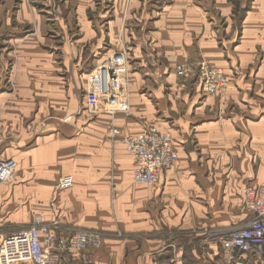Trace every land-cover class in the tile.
I'll return each mask as SVG.
<instances>
[{"label":"crops","instance_id":"0c3cea01","mask_svg":"<svg viewBox=\"0 0 264 264\" xmlns=\"http://www.w3.org/2000/svg\"><path fill=\"white\" fill-rule=\"evenodd\" d=\"M138 9L122 34L134 60L127 114L90 117L77 95L82 77L74 83L58 74L53 53L37 39H6L21 43L13 94L1 85L0 64V160L16 163L12 182L0 185V239L39 214L46 223L59 219L58 233L101 232L95 264H219L217 245L181 231L249 218L243 208L232 221L243 207L242 188L264 187V0H150ZM85 22L98 44L84 56L88 69L105 45L113 48L120 23L111 17L105 37ZM202 60L223 68L224 97L203 92L198 78L175 77V64ZM148 128L172 135L178 161L155 184L138 185L124 141ZM62 175L72 176L70 191L56 190ZM233 262L262 264L248 253Z\"/></svg>","mask_w":264,"mask_h":264},{"label":"built area","instance_id":"2783aa9c","mask_svg":"<svg viewBox=\"0 0 264 264\" xmlns=\"http://www.w3.org/2000/svg\"><path fill=\"white\" fill-rule=\"evenodd\" d=\"M122 57L116 55L108 61L97 88L85 91L84 105L90 113L126 112V97L122 90ZM197 68V69H196ZM175 72L179 77L194 75L201 82L203 92L222 98L229 87L224 70L204 60L197 66L178 64ZM95 88V89H93ZM122 112V113H123ZM110 131H115L114 119L109 120ZM125 151L132 157L134 167L132 181L140 185H153L159 174L176 166L178 153L172 135L154 128L130 135L124 141ZM15 161L0 160V183L8 181L14 173ZM243 208L249 218L243 225L227 232L213 234L210 242L217 245L226 263L235 256L250 254L264 264V187L247 184L242 188ZM57 222L46 223L35 218L31 223L0 239V264H95L92 254L102 246V233L97 230L76 228L67 234L54 231ZM214 236V237H213ZM182 256L181 249L176 251Z\"/></svg>","mask_w":264,"mask_h":264},{"label":"rangeland","instance_id":"374dc122","mask_svg":"<svg viewBox=\"0 0 264 264\" xmlns=\"http://www.w3.org/2000/svg\"><path fill=\"white\" fill-rule=\"evenodd\" d=\"M144 1L145 3H142L141 0H0V64H2V74L6 76V80H3L1 85L5 87L7 93L13 94L16 89L14 80V78H16L15 64L18 62L17 46L20 45L21 41L18 39L13 42H9L8 40L7 42L6 39L9 38V35L12 37L20 35V37L23 38L31 36L37 39L39 47L53 53L58 74L62 77H70L74 83H77V79L82 77L84 82L83 85L79 80V89L76 88L79 103L82 102L85 91L92 89V87L97 88L99 79L107 70L109 59L111 58V60L114 61V57L120 55L122 57V62L120 64L122 90L126 94L125 97L127 100L125 105L127 111L121 112L124 114L129 113V73L133 69L134 60L129 50V44L122 39V34L126 30L131 17L134 14L137 16L141 15L140 9L137 11H134V9H136L138 5L147 7L150 3V0ZM241 15L242 14L237 13L236 19L240 20ZM111 17L117 18L120 23V27H118L119 34L117 35L113 48H109V46L107 48L105 45L101 53L96 54L99 59L95 63V66L91 65L88 69L83 68V64L85 67L89 65L88 62L83 61L84 56L88 57L90 50H97L96 48L98 47V44L93 39L89 41L88 36L90 35V28L85 21L89 22L91 28L98 27L101 33L106 37V33L109 31L108 27ZM80 34L82 35V39L76 40ZM83 37L87 38V45L85 48L82 47L85 39ZM106 43L108 44V40ZM178 64L192 65V62L175 64L173 66L174 72ZM197 64L194 65L197 66ZM84 69L85 71H83ZM196 75L197 73L179 77L175 72V77L179 80L191 79L192 77L197 78ZM83 106V109L86 110L90 117L99 113H90L85 105ZM61 121L71 123L72 118H66ZM15 168L13 176L8 181L0 183V185H8L12 182L16 172ZM72 180L73 178L71 175L59 176L56 182V190L63 192L70 191L73 185ZM54 198H56V196ZM54 198L52 197L51 201ZM220 200L222 201V197ZM243 212L244 210L241 206L235 215L236 217L232 221H239L238 219H240ZM35 218L43 220L42 216L39 214L33 215L32 220ZM53 222L60 223L57 218L54 219ZM225 222L226 221H223V223ZM241 225H243V223L239 222L227 224L226 226H201L181 231V236L185 238L191 234L197 235L202 244H213V242H210V238L213 234L207 239L206 237L208 234L213 232H227ZM116 232L117 236H124L122 231L117 230ZM167 236L169 237L170 235ZM176 236L178 237V235ZM201 246L204 249L205 245ZM175 251H178V249H175ZM183 254L184 251L182 246V256ZM182 256L177 257L175 253H173V259L175 261L182 260ZM219 264H234V262L226 263L222 260Z\"/></svg>","mask_w":264,"mask_h":264}]
</instances>
